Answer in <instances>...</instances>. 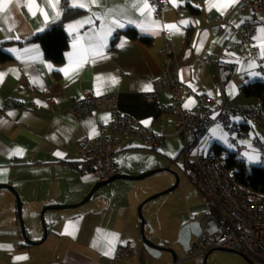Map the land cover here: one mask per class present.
Wrapping results in <instances>:
<instances>
[{"label":"crops","instance_id":"crops-1","mask_svg":"<svg viewBox=\"0 0 264 264\" xmlns=\"http://www.w3.org/2000/svg\"><path fill=\"white\" fill-rule=\"evenodd\" d=\"M69 3L70 0L66 7L61 0L58 9L50 10V19L46 25L42 16L38 14L32 17L26 7H21L14 13L15 19L19 21L16 29L12 32L0 30V47L7 44L3 50L15 58L13 62L0 66V73H4L0 81V103L14 99L19 104L18 108L9 111L15 115L2 118L7 123L0 125V184L19 186L24 202L28 201V215L34 220L49 205L80 204L100 182L93 173L81 170L80 142L85 138H96L100 125L106 123L110 116L107 113L93 114L75 119L70 108L85 91L99 93L98 96L105 98H115L121 113L131 116L138 123L153 126L156 132L166 137L165 143L157 150H149L135 139L122 141L115 155L119 173L139 176L160 168L158 160L153 161L154 154L151 151L159 152L163 149V157L170 163L179 158L183 138L180 137V141L174 140L179 137L175 135L177 117L163 113L157 107L158 103H168L169 95L158 96L155 103H149L143 98L144 94L152 92L154 80L163 74L165 32H169L181 60L182 80L192 90L195 89L199 96L213 98L217 103L227 99L240 105H255L260 99L264 101V97L245 92V86L249 84L264 83V60L260 58V50L255 47L259 50L257 56L249 53L251 46L257 41H253L251 45L239 44L236 32L239 28L236 27L237 24L241 27L254 18L260 22L259 26L264 24V15L254 17L250 11L239 13L233 8L222 16L216 10L209 11L206 0H182L179 7L166 2L161 17L156 10L139 27L137 25L143 18L134 16L132 24L125 22V27L116 29L107 41L105 55L108 59L86 63L78 74L66 77L58 69L69 66V54L74 51L73 41L76 35L69 32L68 25L91 13L87 9L76 8L82 12L66 23L70 44L61 65L46 59L40 44L30 40L59 22L66 9L70 8ZM153 6L157 9L154 4ZM57 10L61 15L53 22L51 16ZM92 11L99 9L93 8ZM151 20L159 21L161 25L177 23L180 31L173 35L170 29L152 25ZM181 20L193 23L188 26L179 25ZM220 21L226 27H222L218 33L211 32L210 26ZM241 21L244 23L241 24ZM96 24L98 26L99 21ZM7 26L0 25V28L6 29ZM91 31L92 26L86 24L79 29V34L83 36ZM133 32L137 33V38L132 37ZM205 32L206 37L202 35ZM118 33L121 35L113 46ZM256 35L257 30L254 36ZM15 36L20 38L14 39ZM214 41L218 42L213 43ZM17 42L24 44H15ZM122 42L124 46L118 47ZM25 49L33 51L25 53ZM220 59L238 61L240 64L238 76L226 84L223 92L220 91L216 73V63ZM252 64L257 66L251 67ZM112 77L118 82L113 83ZM146 86H150L151 91L143 90ZM195 106L196 101L188 108ZM145 121L147 123H143ZM235 121L241 134L247 136L234 135L241 144L247 146L245 162L259 166L260 154L250 139L264 142V127L242 115H237ZM220 125L222 124L213 128ZM93 128L97 133L95 135ZM213 128L198 141L197 146ZM214 135L216 139L213 145L218 144L235 153L236 146L232 141L234 136L229 133L228 138H224L216 131ZM228 141L233 143V150L225 146ZM175 146L179 148L176 157L173 150ZM212 146L209 149H214ZM16 150H20L22 154H14ZM208 150L205 149L203 153ZM197 151L200 152L199 149ZM56 153L62 155L58 156ZM253 154L257 159L249 161L248 156ZM145 180H118L98 189L94 197L82 206L46 211L45 219L50 226L48 236L42 241L39 231L33 230L30 238L36 244L25 241L21 228L16 225L13 212H10L6 228L0 229V264H173V257L166 258L164 262L156 260L163 254L160 257L152 256L144 245L138 211L144 200L156 192ZM197 188L200 189L198 186ZM194 220L196 219L184 223ZM66 228L71 234H64ZM98 229L101 231L98 232ZM107 234L118 235V240L109 237L115 244L113 255H104L101 250ZM94 241L100 247H93ZM128 247L134 253L125 259L119 258L118 252ZM212 251L206 255L205 263ZM3 254L8 259H4ZM25 256L28 258L15 259ZM182 261L180 259L179 263L182 264Z\"/></svg>","mask_w":264,"mask_h":264},{"label":"built area","instance_id":"built-area-1","mask_svg":"<svg viewBox=\"0 0 264 264\" xmlns=\"http://www.w3.org/2000/svg\"><path fill=\"white\" fill-rule=\"evenodd\" d=\"M153 4L161 17L166 0H153ZM235 9L239 13L250 11L254 17L264 15V0H242ZM221 21L210 26L211 32L222 30ZM259 24L254 18L237 28L239 44L251 45L253 40L250 37L254 36ZM258 51L251 46L249 53L257 56ZM162 54L163 74L154 80L152 92L144 94L143 98L155 103L158 96L169 95V102L158 103L157 107L161 112L177 117L175 135L183 138L181 156L184 172L189 181L203 191L212 210L200 220L202 232L193 240V256L205 258L210 251L218 249L240 253L252 264H264V191H256L239 182L214 149L205 153L196 149L198 141L217 124H222L231 136L239 134L246 138L235 121L237 115L251 118L264 127V101L260 99L255 105H240L227 99L217 103L213 98L199 96L182 80V63L169 32L164 33ZM239 72L238 61H217L216 73L221 92ZM190 98L195 99L196 106L185 108ZM18 107L14 99L0 103V118ZM70 111L75 119L93 114L107 113L110 116L106 123L100 125L96 138H85L80 142L81 170L93 173L100 182L108 181L119 173L115 155L122 141L135 139L149 150L159 149L166 141V137L156 132L153 126L138 123L121 113L117 100L110 96L105 98L93 91H85L73 102ZM232 141L236 146L235 160L245 162L247 146L241 144L236 136ZM250 141L259 151V166L264 168V142ZM133 253L132 248H124L118 252V257L125 259Z\"/></svg>","mask_w":264,"mask_h":264},{"label":"snow or ice","instance_id":"snow-or-ice-1","mask_svg":"<svg viewBox=\"0 0 264 264\" xmlns=\"http://www.w3.org/2000/svg\"><path fill=\"white\" fill-rule=\"evenodd\" d=\"M61 0H0V25L7 24V28L0 30H6L12 32L16 29L19 21L15 19L14 13L21 7H26L28 13L32 17H36L38 14L43 17L45 25L50 19V10L58 9ZM166 2L171 3L174 7H179L182 0H166ZM242 3V0H206V6L209 11L216 10L220 15H226L230 9L235 8L238 4ZM43 4V6H41ZM69 7L73 9H87L91 14L84 19L75 22L74 24L68 25L70 33H75V39L73 41L74 51L69 54V66L67 68L58 69V71L63 72L66 77L78 74L79 70L86 63H96L98 60L108 59L105 55V49L107 48L108 38L112 36L113 32L118 28L125 27V22L132 24L134 20L132 17L138 16L141 19V26L145 20H149L153 12L156 11L153 6V0H86V2H78V0H70ZM99 9V11H92V9ZM60 11H55L54 15L51 16L52 21L60 18ZM264 19V18H262ZM99 21L97 26L96 22ZM150 23L155 25L157 28H167L172 31L175 35L180 31L177 23L164 24L161 25L159 21L151 20ZM193 23L192 21L181 20L179 25L188 26ZM198 23V22H197ZM244 21H241L243 24ZM91 25L92 31L85 33L83 36L79 34V29L84 27V25ZM221 27H226L221 25ZM236 27H240L237 24ZM145 30V29H142ZM258 35L250 37L251 40L257 41L253 44V47H258L260 50V58L264 60V24L260 25L257 29ZM204 37L207 33H202ZM14 39H19V36L13 37ZM218 41H214L216 43ZM203 41H201L202 46ZM239 43V41H237ZM118 47H123L124 42ZM15 51V50H11ZM25 53H30L32 49H25ZM199 51V48H197ZM230 55H232L230 53ZM257 65L252 64L251 67H256ZM51 67V66H49ZM14 71V70H13ZM4 73H0V81H2ZM252 75H256L252 73ZM112 82L117 83L118 81L115 77H112ZM145 91H151L150 86L144 87ZM195 90V89H193ZM99 94V93H97ZM37 103H40L37 101ZM194 100H189L184 107L188 108L194 104ZM9 116L15 115V113L9 112ZM215 117H213L214 119ZM239 119V118H237ZM7 122L0 118V125H5ZM143 123H147L146 121ZM97 134L93 128V135ZM14 154H22L20 150H16ZM56 155L61 156V153H56ZM249 161L257 159L253 155L248 156ZM100 232L101 230H97ZM64 234H71L65 230ZM109 237H115L118 240L117 234H107L105 239V244L103 246L102 253L104 255H113L115 252V244ZM93 247H100L95 241L93 242ZM28 257H16L15 259H27Z\"/></svg>","mask_w":264,"mask_h":264},{"label":"rangeland","instance_id":"rangeland-1","mask_svg":"<svg viewBox=\"0 0 264 264\" xmlns=\"http://www.w3.org/2000/svg\"><path fill=\"white\" fill-rule=\"evenodd\" d=\"M215 131L221 137L228 138L229 136L228 131L222 125H220L213 128L205 136L200 145L196 146V149H199L201 153H203L205 149L208 150L213 145L216 139L214 135ZM174 140L180 141L181 138L176 137L174 138ZM176 144H178V142H176ZM232 144L228 141L227 143H225V146H227V148H229L230 150H233ZM178 149L179 148L177 146L173 148L175 152L174 157L178 155ZM151 152L154 154L153 161L158 160L161 165L160 168L157 169H170L171 171L178 173L181 181L180 186L176 191L148 202L143 208V216L148 222L145 233L147 239H149L156 245L164 247L166 249L162 253L163 256L156 260L164 262L166 258H172L173 254L169 251V249H172L176 253L179 261L180 259H183L182 264H204L205 258L198 260L196 258H192V249L190 251H185L178 242V238L181 228L185 225L184 222L191 219L200 220L203 216L211 213L209 202L206 196L203 194V191L198 189L197 186L190 182L187 178L184 172V159L181 155L176 161H174V163H170L163 157V149L159 150V152ZM145 181L150 183L152 190L156 192L149 195L144 201L154 195L163 193L172 188L176 183V177L171 172L163 171L161 173H157L151 177H148ZM14 188L22 196L19 190V186H16ZM22 199L23 219L26 225L28 236L30 238V234L32 233V231L38 230L41 237L40 239L42 240L47 230H49L50 228L48 222L45 219V214H43L42 212L41 216L37 218V220H34L33 217L28 215V201L24 202L23 196ZM10 202H12L11 205ZM10 212H13L16 225L21 228L20 221L17 215L16 198L11 191L4 189L0 191V229L6 228L5 225L9 221ZM2 257L4 259H8V257L4 254L2 255ZM179 261L178 264H180ZM245 263L251 264L245 256L225 250L212 251L206 261V264Z\"/></svg>","mask_w":264,"mask_h":264},{"label":"trees","instance_id":"trees-1","mask_svg":"<svg viewBox=\"0 0 264 264\" xmlns=\"http://www.w3.org/2000/svg\"><path fill=\"white\" fill-rule=\"evenodd\" d=\"M63 3L66 7L68 6V0H63ZM80 12L82 11L78 9L67 8L59 22L46 32L35 35L31 38V42L40 44L46 59L51 60L58 65L64 63L65 53L70 44V36L66 32V23ZM121 33H118L115 36L113 46L116 45ZM132 37L137 38V33L133 32ZM15 44L23 45L24 42H17ZM6 45L7 44L0 47V66L15 60L13 55L3 50ZM245 92L263 98L264 83L256 82L249 84L245 86ZM212 147L216 153L223 158L226 167L229 168L232 173L236 174L239 182L252 187L256 191H264V168L235 160L234 152L229 151L218 144H214Z\"/></svg>","mask_w":264,"mask_h":264},{"label":"water","instance_id":"water-1","mask_svg":"<svg viewBox=\"0 0 264 264\" xmlns=\"http://www.w3.org/2000/svg\"><path fill=\"white\" fill-rule=\"evenodd\" d=\"M163 171H168L171 172L175 175L176 177V183L175 185L170 188L169 190L154 195L151 198H148L146 201H144L140 207H139V217L141 220V230H142V238H143V242L144 245L147 249V251L155 257H160L162 252L165 251L166 249L164 247L158 246L155 243H153L152 241H150L149 239H147L146 235H145V227L148 226V222L147 220L144 218L143 216V208L144 206L150 202L153 201L155 199H158L168 193H172L174 191H176L179 186H180V176L178 175V173L171 171L170 169H157V170H152L150 172H147L143 175H139V176H132L130 174H126V173H118L116 176L112 177L110 180L108 181H104V182H99L94 189L90 192V194L78 205H60V204H52L49 205L47 207L44 208L43 210V214L48 211V210H64V209H70V208H74V207H78V206H82L84 204H86L88 201H90L93 197L94 194L98 191V189H100L101 187L108 185L112 182L118 181V180H126V181H134V180H143V179H147L148 177H151L157 173H161ZM7 189L9 191H11L15 198H16V203H17V212H18V216H19V221H20V226H21V232H22V236L25 239L26 242H28L29 244H36L34 242H32L28 236L27 233V229H26V225L23 219V199L22 196L19 194V192L11 185L8 184H0V191ZM202 232V225L201 222L198 220H194V221H190L187 224H185L180 232H179V238H178V242L180 243V245L184 248L185 251H190L192 249V243L193 240L198 237ZM48 236V230L43 238L42 241H45L46 238ZM169 251L173 254V264H178V257L176 255V253L174 252V250H170ZM232 252V251H230ZM233 253H237V252H233ZM240 254V253H237ZM242 255V254H241ZM206 264V263H205Z\"/></svg>","mask_w":264,"mask_h":264}]
</instances>
